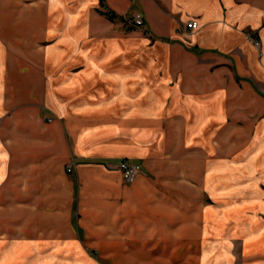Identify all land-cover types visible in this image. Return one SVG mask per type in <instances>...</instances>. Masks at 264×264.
Here are the masks:
<instances>
[{
  "label": "crops",
  "instance_id": "0c3cea01",
  "mask_svg": "<svg viewBox=\"0 0 264 264\" xmlns=\"http://www.w3.org/2000/svg\"><path fill=\"white\" fill-rule=\"evenodd\" d=\"M0 264H264V0H0Z\"/></svg>",
  "mask_w": 264,
  "mask_h": 264
},
{
  "label": "built area",
  "instance_id": "2783aa9c",
  "mask_svg": "<svg viewBox=\"0 0 264 264\" xmlns=\"http://www.w3.org/2000/svg\"><path fill=\"white\" fill-rule=\"evenodd\" d=\"M132 24L135 27H142L144 25L143 16L141 13H135L133 15ZM185 26L189 29H194L198 26V22H197V20L192 19V20L187 21ZM251 40L256 45L259 44V40L257 38L252 37ZM118 166H119V168L122 172V176L126 182L134 181L138 172L141 170V166L139 164L133 163V162L121 161L118 164ZM66 169H67V171H71V166L68 165Z\"/></svg>",
  "mask_w": 264,
  "mask_h": 264
},
{
  "label": "trees",
  "instance_id": "16d2710c",
  "mask_svg": "<svg viewBox=\"0 0 264 264\" xmlns=\"http://www.w3.org/2000/svg\"><path fill=\"white\" fill-rule=\"evenodd\" d=\"M102 12L107 14L108 17L113 18V14L111 12H109V11H102Z\"/></svg>",
  "mask_w": 264,
  "mask_h": 264
}]
</instances>
